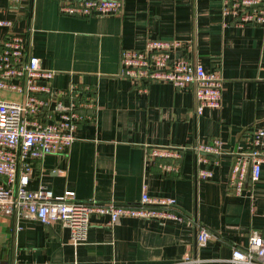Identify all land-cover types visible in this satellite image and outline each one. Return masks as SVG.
Listing matches in <instances>:
<instances>
[{"label":"crops","instance_id":"crops-1","mask_svg":"<svg viewBox=\"0 0 264 264\" xmlns=\"http://www.w3.org/2000/svg\"><path fill=\"white\" fill-rule=\"evenodd\" d=\"M7 6L0 0V19L15 21V33L30 29L31 55L53 71L54 89L96 93L94 120L78 125L62 155L31 163L26 190L42 187L53 201L70 191L79 202L123 205L137 204L145 191L174 199L189 220L123 218L108 226L106 216L91 215L74 246L59 224L32 219L19 220L13 243L9 222L0 218V264H180L190 257L229 264L232 250L245 249L250 233L263 226L264 162L255 181L247 166L237 192L230 170L247 151L246 135L264 120V26H232L221 17V0H123L118 15L89 19L59 15L57 0H22L17 11ZM147 39L192 42L190 58L221 77L220 107L196 115L189 91L152 83L138 92L118 77L121 51L140 49ZM213 139L219 153L205 155L201 165L211 177L196 183L192 149ZM170 147L176 158L147 157L150 149ZM195 222L211 234L198 249Z\"/></svg>","mask_w":264,"mask_h":264},{"label":"built area","instance_id":"built-area-1","mask_svg":"<svg viewBox=\"0 0 264 264\" xmlns=\"http://www.w3.org/2000/svg\"><path fill=\"white\" fill-rule=\"evenodd\" d=\"M8 10L22 8V0H6ZM123 0H57L61 16L77 19L115 16L121 12ZM220 14L234 27L264 26V0H221ZM15 21L0 19V218L9 222L13 243L20 231L19 220L32 219L42 225L57 223L69 233L72 245L81 242L91 215L108 218V226L120 219L182 223L189 219L175 210L172 198L150 197L145 191L134 205L113 202L96 203L74 200L65 191L58 201L42 187L26 190L31 163L47 155H62L71 145L80 123L94 120L96 93L88 88L59 90L51 86L54 73L42 69L31 55L26 26L22 33L13 32ZM192 42L147 39L140 49H125L119 55L117 76L137 85L145 92L149 84L168 83L178 92L189 91L194 111L218 109L221 103V77L215 70L205 71L190 58ZM177 53L179 54L177 56ZM220 141L198 143L193 147L196 157V183L211 177L201 165L205 155H217ZM247 151L241 153L230 170V181L237 192L249 166V180L255 181L264 162V120L245 137ZM175 148H153L147 157L176 158ZM172 169L165 167L164 171ZM175 171V170H174ZM195 248L211 239V234L195 222ZM180 264H200L197 257ZM229 264H264L263 226L252 231L245 249H233Z\"/></svg>","mask_w":264,"mask_h":264},{"label":"rangeland","instance_id":"rangeland-1","mask_svg":"<svg viewBox=\"0 0 264 264\" xmlns=\"http://www.w3.org/2000/svg\"><path fill=\"white\" fill-rule=\"evenodd\" d=\"M0 98H6V99H10L12 98L10 94L5 93L4 95H1Z\"/></svg>","mask_w":264,"mask_h":264},{"label":"water","instance_id":"water-1","mask_svg":"<svg viewBox=\"0 0 264 264\" xmlns=\"http://www.w3.org/2000/svg\"><path fill=\"white\" fill-rule=\"evenodd\" d=\"M178 56V54H177ZM262 63L264 64V45H263V56H262ZM262 76H264V68H263V71H262Z\"/></svg>","mask_w":264,"mask_h":264}]
</instances>
